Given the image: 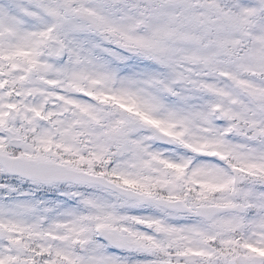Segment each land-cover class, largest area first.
Returning a JSON list of instances; mask_svg holds the SVG:
<instances>
[{
    "label": "snow or ice",
    "instance_id": "6c2138e0",
    "mask_svg": "<svg viewBox=\"0 0 264 264\" xmlns=\"http://www.w3.org/2000/svg\"><path fill=\"white\" fill-rule=\"evenodd\" d=\"M0 264H264V0H0Z\"/></svg>",
    "mask_w": 264,
    "mask_h": 264
}]
</instances>
